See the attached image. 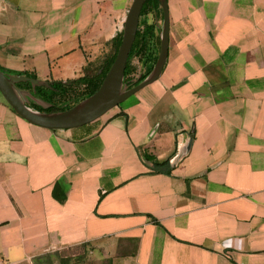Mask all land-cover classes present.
I'll list each match as a JSON object with an SVG mask.
<instances>
[{
	"label": "crops",
	"instance_id": "obj_1",
	"mask_svg": "<svg viewBox=\"0 0 264 264\" xmlns=\"http://www.w3.org/2000/svg\"><path fill=\"white\" fill-rule=\"evenodd\" d=\"M131 1L0 0V67L94 72ZM167 5L160 76L97 119L43 128L0 93V264H264V0Z\"/></svg>",
	"mask_w": 264,
	"mask_h": 264
},
{
	"label": "water",
	"instance_id": "obj_2",
	"mask_svg": "<svg viewBox=\"0 0 264 264\" xmlns=\"http://www.w3.org/2000/svg\"><path fill=\"white\" fill-rule=\"evenodd\" d=\"M146 0H132L124 19L122 37L115 58L95 92L63 110L40 111L28 106L34 103L43 109L51 103L35 96V88L43 86L52 89L53 81L41 80L26 75L4 72L0 69V93L13 110L27 122L48 129L75 128L87 124L105 114L131 94L155 81L161 74L168 48L169 12L167 0H158L162 10L159 51L151 70L143 77H134L132 86L123 80L127 58L135 38L140 11ZM20 82H29L31 91L19 87ZM70 83L71 80L61 81ZM192 135L185 146L177 152V162L190 146Z\"/></svg>",
	"mask_w": 264,
	"mask_h": 264
},
{
	"label": "trees",
	"instance_id": "obj_3",
	"mask_svg": "<svg viewBox=\"0 0 264 264\" xmlns=\"http://www.w3.org/2000/svg\"><path fill=\"white\" fill-rule=\"evenodd\" d=\"M150 12H155L157 13L158 16L162 18V10L159 6L158 0H146L141 8L137 31L124 69L123 80L127 84L131 83V80L134 78L133 76H131V74L135 72V70L137 69L136 65L133 62L134 58H137V61L141 66L146 65L147 62H150L148 67L145 69V71L140 74V78H143L151 70L157 58L158 53H155L150 59L151 52L149 50L151 40L153 37H156V42L158 43L159 46V36L155 35V31H154L155 24L154 22H147L146 20L143 19V16ZM121 37H122V30L112 38L110 53L105 57V59L96 68V70H94V72L85 73L82 76L71 80V82L68 84L54 81L52 83V87H53L52 89L43 86H37L33 94L45 100L46 102L51 103V106L49 108L43 109L34 103H29L28 106L40 111L63 110V109H67L68 107L74 105L78 101L82 100L83 98L95 92L99 87V85L101 84L107 70L109 69L111 63L115 58L118 46L121 41ZM0 69L7 73L26 75L35 78L34 75L28 74L27 72H16L12 70H7L2 67H0ZM17 85L21 88L31 90V86L29 82H20ZM74 92L77 93L79 92V94L72 99L71 103L70 104L68 102L63 103L64 99L70 94H73ZM55 101L59 102L60 105H56V103H54ZM143 155L149 158L148 154L144 153ZM154 163L161 164L163 162L154 161Z\"/></svg>",
	"mask_w": 264,
	"mask_h": 264
},
{
	"label": "rangeland",
	"instance_id": "obj_4",
	"mask_svg": "<svg viewBox=\"0 0 264 264\" xmlns=\"http://www.w3.org/2000/svg\"><path fill=\"white\" fill-rule=\"evenodd\" d=\"M133 62L136 65L137 69L135 70V74H137L136 72H138V69H139V62L137 61V58H134ZM28 74L35 76V74H32V73H28ZM38 79H41V78H38ZM76 93L77 92H74L73 94H70L69 96H67L64 99L63 103L68 102L70 104L72 99L79 94V92L77 94ZM54 103H56V105H60L59 102L55 101ZM49 262L50 263H44V264H108L107 258H104L101 260L93 259L92 256L88 254V252H83V250L81 249H71V250L64 251L60 254L53 255L52 257L49 258Z\"/></svg>",
	"mask_w": 264,
	"mask_h": 264
},
{
	"label": "flooded vegetation",
	"instance_id": "obj_5",
	"mask_svg": "<svg viewBox=\"0 0 264 264\" xmlns=\"http://www.w3.org/2000/svg\"><path fill=\"white\" fill-rule=\"evenodd\" d=\"M137 74H135V72H133L132 74H131V76H133V77H138L141 73L139 72V70H138V72H136ZM129 85V87L130 86H132L133 85V83L131 82V83H129L128 84ZM29 91H31L30 89H29Z\"/></svg>",
	"mask_w": 264,
	"mask_h": 264
}]
</instances>
